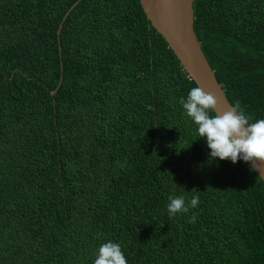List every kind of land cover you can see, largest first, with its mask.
Returning <instances> with one entry per match:
<instances>
[{"label": "trees", "instance_id": "16d2710c", "mask_svg": "<svg viewBox=\"0 0 264 264\" xmlns=\"http://www.w3.org/2000/svg\"><path fill=\"white\" fill-rule=\"evenodd\" d=\"M192 7L228 102L264 119V0ZM194 87L139 0H0V264H94L109 241L128 264H264V183L210 159ZM170 195L199 205L170 218Z\"/></svg>", "mask_w": 264, "mask_h": 264}, {"label": "clouds", "instance_id": "9594fccd", "mask_svg": "<svg viewBox=\"0 0 264 264\" xmlns=\"http://www.w3.org/2000/svg\"><path fill=\"white\" fill-rule=\"evenodd\" d=\"M185 114L197 126L200 138L206 139L210 159L230 160L233 164L243 160L258 170V163H264V119L252 123L239 102L229 111H218V100L201 87L192 88L187 99L181 98ZM167 212L169 217L187 214L199 205V196L190 201L184 196L170 195ZM195 214L189 222H195ZM94 264H128L119 243L107 242L100 246Z\"/></svg>", "mask_w": 264, "mask_h": 264}, {"label": "water", "instance_id": "95a60500", "mask_svg": "<svg viewBox=\"0 0 264 264\" xmlns=\"http://www.w3.org/2000/svg\"><path fill=\"white\" fill-rule=\"evenodd\" d=\"M139 2L151 26L163 37L196 87L211 92L217 98L218 111L221 113L231 110L233 107L217 82L194 32L193 0H139ZM77 4L78 2L70 10ZM61 28L62 23L57 32L58 39ZM246 165L252 169L250 163ZM254 173L264 183V163H258V170Z\"/></svg>", "mask_w": 264, "mask_h": 264}]
</instances>
